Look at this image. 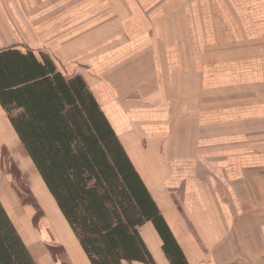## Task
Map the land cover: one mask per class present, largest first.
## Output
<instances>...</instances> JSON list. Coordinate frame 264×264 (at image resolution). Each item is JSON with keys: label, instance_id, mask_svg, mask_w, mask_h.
<instances>
[{"label": "crops", "instance_id": "crops-1", "mask_svg": "<svg viewBox=\"0 0 264 264\" xmlns=\"http://www.w3.org/2000/svg\"><path fill=\"white\" fill-rule=\"evenodd\" d=\"M12 45L83 74L190 264H264V177L216 126L264 106V0H0Z\"/></svg>", "mask_w": 264, "mask_h": 264}, {"label": "trees", "instance_id": "trees-1", "mask_svg": "<svg viewBox=\"0 0 264 264\" xmlns=\"http://www.w3.org/2000/svg\"><path fill=\"white\" fill-rule=\"evenodd\" d=\"M0 106L90 264H158L140 230L148 223L171 264H190L82 73L64 74L42 51L1 48ZM11 164L36 225L44 211ZM0 264H38L1 199Z\"/></svg>", "mask_w": 264, "mask_h": 264}, {"label": "rangeland", "instance_id": "rangeland-1", "mask_svg": "<svg viewBox=\"0 0 264 264\" xmlns=\"http://www.w3.org/2000/svg\"><path fill=\"white\" fill-rule=\"evenodd\" d=\"M0 112V197L26 245L33 252H36L38 260H40L39 254L43 256L42 251L48 257L47 263L40 261V264H86L88 258L85 252L82 251L83 249L79 240L62 216L50 194H48L47 189L44 187L45 184L43 185V180L11 128L8 115L1 106ZM216 126L237 127L238 129L245 127L246 135L239 137L245 138L247 146H249L246 160L247 165L249 168L252 167L251 171L254 174L260 175L261 178L262 176L264 177V106L258 110L248 112V117L246 120H242V124L237 118L233 119V121L220 122ZM8 128L16 140L14 141V145L10 140ZM223 135L216 136L223 137ZM225 137L232 139L239 138L236 135ZM239 145L241 144L233 145V147ZM4 148L7 150L6 155H4ZM12 162L16 163L22 174V181L30 188L32 195L37 198L44 211V217L40 218L35 225L37 228L33 227L31 221L37 211L30 207L29 204H24L28 195L23 190V192L20 191L19 181L10 173ZM19 191L20 197L18 195ZM30 234L32 235L30 236ZM50 253H53L52 255L57 262H53L52 258L49 257Z\"/></svg>", "mask_w": 264, "mask_h": 264}, {"label": "bare ground", "instance_id": "bare-ground-1", "mask_svg": "<svg viewBox=\"0 0 264 264\" xmlns=\"http://www.w3.org/2000/svg\"><path fill=\"white\" fill-rule=\"evenodd\" d=\"M8 24V23H7ZM26 27V26H25ZM27 29V28H26ZM25 31V30H24ZM13 33V32H12ZM1 113V112H0ZM2 115V114H1ZM8 134H9V137H10V140H11V142L13 143V145H14V141H16L15 139H14V137H13V134L11 133V131L9 130V128H8ZM15 147V146H14ZM33 173V172H32ZM37 180V179H36ZM37 182V181H36ZM43 182V181H42ZM39 183V182H38ZM43 185H44V183H43ZM41 186V185H40ZM42 187V186H41ZM45 188H46V186H44ZM42 189H43V187H42ZM46 190V189H45ZM49 194V193H48ZM51 196V195H50ZM51 198V197H50ZM59 219V218H58ZM32 234H30V236H31ZM36 255V254H35Z\"/></svg>", "mask_w": 264, "mask_h": 264}]
</instances>
